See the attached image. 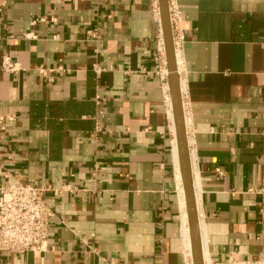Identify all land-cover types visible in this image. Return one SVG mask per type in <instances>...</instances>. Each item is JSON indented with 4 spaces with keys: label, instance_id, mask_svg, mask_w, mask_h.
I'll list each match as a JSON object with an SVG mask.
<instances>
[{
    "label": "crops",
    "instance_id": "1",
    "mask_svg": "<svg viewBox=\"0 0 264 264\" xmlns=\"http://www.w3.org/2000/svg\"><path fill=\"white\" fill-rule=\"evenodd\" d=\"M176 2L203 250L210 264L258 259L264 0ZM161 29L159 0H0V189L49 187L56 213L47 251L0 264H189L174 115L153 62ZM5 55L16 73L3 71ZM72 103L94 112L74 120L62 109Z\"/></svg>",
    "mask_w": 264,
    "mask_h": 264
},
{
    "label": "built area",
    "instance_id": "2",
    "mask_svg": "<svg viewBox=\"0 0 264 264\" xmlns=\"http://www.w3.org/2000/svg\"><path fill=\"white\" fill-rule=\"evenodd\" d=\"M155 5L157 11H159L158 2H155ZM168 6L173 34V46L179 74V60L185 44V35L179 25L180 10L176 0H168ZM158 14L160 13L158 12ZM54 20L52 19V21ZM40 21L46 22V19L43 18ZM88 34L95 39L99 36L96 29L89 30ZM28 36L31 37V35ZM153 62L155 64L156 74L167 83L165 98L168 104V98L171 97L168 86L169 69L162 29L158 34V44L153 55ZM95 68L98 70V67L95 66ZM2 69L6 73H16L19 68L10 55H5L2 59ZM41 72L43 73L45 71L42 70ZM181 94L186 137L189 154L191 156L193 150L191 144L189 147V143L193 141L195 130L192 127L189 114V101L183 97V88H181ZM95 105L98 109L100 108L102 105L101 97L96 98ZM4 120V118L0 119L1 122ZM94 120L97 130L102 132L99 113L94 117ZM48 189L50 188L37 183L11 184L0 189V256L2 254L24 255L30 252L42 253L48 250L50 222L56 216L55 211L47 204L44 198V193ZM228 264H264V256L258 259H236L230 257Z\"/></svg>",
    "mask_w": 264,
    "mask_h": 264
},
{
    "label": "water",
    "instance_id": "3",
    "mask_svg": "<svg viewBox=\"0 0 264 264\" xmlns=\"http://www.w3.org/2000/svg\"><path fill=\"white\" fill-rule=\"evenodd\" d=\"M159 2L168 60L169 87L176 128L180 169L186 196L187 214L192 242L193 264H205L200 222L194 191L193 174L190 162L188 141L186 137L180 77L178 74L177 61L173 46V34L169 16L168 0H159Z\"/></svg>",
    "mask_w": 264,
    "mask_h": 264
},
{
    "label": "trees",
    "instance_id": "4",
    "mask_svg": "<svg viewBox=\"0 0 264 264\" xmlns=\"http://www.w3.org/2000/svg\"><path fill=\"white\" fill-rule=\"evenodd\" d=\"M62 109L67 115L71 116L72 119L77 120L82 114H91L94 112V107L90 103H72L63 104Z\"/></svg>",
    "mask_w": 264,
    "mask_h": 264
},
{
    "label": "bare ground",
    "instance_id": "5",
    "mask_svg": "<svg viewBox=\"0 0 264 264\" xmlns=\"http://www.w3.org/2000/svg\"><path fill=\"white\" fill-rule=\"evenodd\" d=\"M168 111H169V116L170 117H173V109H172V102H171V97L168 98ZM179 155V154H178ZM178 177H180V173L178 172ZM181 176H182V173H181ZM178 183H180V195H181V198H182V205L184 207V197H183V189H182V183H183V179H182V182H181V177L179 178V181ZM183 188H184V184H183ZM184 193H185V190H184ZM196 198V197H195ZM185 201H186V196H185ZM197 203V202H196ZM188 215V214H187ZM184 217H185V221L187 224V218H186V215L184 214ZM188 223H189V220H188ZM186 229H187V226H186ZM189 233H190V227H189ZM190 241H191V236H190ZM189 244V242H188ZM187 245V244H186ZM188 246V245H187ZM191 247H192V242H191ZM187 249V248H186ZM190 251V254H189V264H192V261H193V253L191 255V249L189 250ZM204 257H205V264H210V259H209V255L207 254L206 250H204Z\"/></svg>",
    "mask_w": 264,
    "mask_h": 264
},
{
    "label": "rangeland",
    "instance_id": "6",
    "mask_svg": "<svg viewBox=\"0 0 264 264\" xmlns=\"http://www.w3.org/2000/svg\"><path fill=\"white\" fill-rule=\"evenodd\" d=\"M180 176H181V172H180ZM181 179H182V176H181ZM187 208V206H186ZM188 226H189V223H188ZM203 254H204V250H203ZM191 255H192V247H191ZM204 260H205V257H204ZM192 264H193V261H192Z\"/></svg>",
    "mask_w": 264,
    "mask_h": 264
}]
</instances>
